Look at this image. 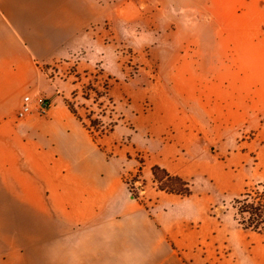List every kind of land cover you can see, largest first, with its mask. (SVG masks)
<instances>
[{
	"label": "rangeland",
	"instance_id": "1",
	"mask_svg": "<svg viewBox=\"0 0 264 264\" xmlns=\"http://www.w3.org/2000/svg\"><path fill=\"white\" fill-rule=\"evenodd\" d=\"M93 1L84 2L80 17L59 8L61 18L66 15L57 24L60 49L48 45L44 55L41 42L34 46L41 78L34 94L70 103L110 166L116 164L114 173H122L113 188L101 178L106 170L89 173L94 183L80 191L99 188L101 196L124 186L129 200L150 209L187 258L220 264L218 256L234 254L247 240L264 241V229L244 226L253 215L240 212L264 204V113L252 114L250 77L237 68L235 56L220 55L217 39L206 38L217 27L204 23L202 10L185 0ZM126 1L137 8L131 18L122 17ZM185 33L188 39L181 37ZM37 116L33 111L15 121L29 119L32 131L23 139L42 142L32 135L43 130L47 142L62 146L68 170L86 174L74 140L58 137ZM27 202H5L20 212V225L0 227V264H97L86 234L90 221L78 222L84 214L68 207L61 216L38 207L30 212Z\"/></svg>",
	"mask_w": 264,
	"mask_h": 264
},
{
	"label": "crops",
	"instance_id": "2",
	"mask_svg": "<svg viewBox=\"0 0 264 264\" xmlns=\"http://www.w3.org/2000/svg\"><path fill=\"white\" fill-rule=\"evenodd\" d=\"M84 2L96 1L0 0V200L9 206L17 204L19 200H27L30 203L27 202L25 207L30 212L38 207L48 215L55 212L61 216L67 207L69 210L76 209V215L84 214L85 220L78 222L90 221L86 234L89 231L95 247V253L91 254L92 263L210 264L211 261L207 262L206 257L197 260L180 254L150 209L138 204L136 199L129 200L124 186L119 184L115 192L108 190L101 196L99 192L104 190L99 188L95 191L88 188L80 191L84 185L94 183L89 173L99 175V172L106 170V177L101 178H107L112 188L122 173L118 167L117 172L120 174L114 173L116 164L111 162L110 166L105 154L90 139V129L68 109L60 97L52 100L55 105L48 113H38L39 116L35 118L43 119L41 123L50 122L58 137L68 135L74 140L73 149L79 154L77 160L85 166L86 174L77 175L72 169L68 170L70 164L66 163L62 146L47 142L43 130L36 129L32 135L42 139V142L22 137L32 130L28 118L15 122L19 120L16 112L25 95H35L36 81L40 83L41 80L35 72V40L42 43V48L44 46V55L48 45L60 49L63 42H60L57 24L61 19L64 22L66 15L61 18L59 8L64 6L69 11L72 9L80 17ZM156 2L164 5L167 0ZM185 2L202 10L204 23L217 27L212 36L206 31V38L217 39L220 55L230 52L235 56L237 68L250 77L252 114L264 113V0ZM39 7L42 9H37ZM121 9L124 18H131L137 11L130 1L122 3ZM27 24L26 31H22ZM40 27L41 36L36 35ZM174 32L178 33V29ZM188 34L181 37L188 39ZM44 97L51 99L49 96ZM244 110L249 111V106ZM77 122L81 123L89 137L79 132ZM77 135L82 140H78ZM36 186L38 189H35ZM85 193L90 194L85 196ZM70 202H73L74 207ZM7 204H0V223L6 224L0 227L18 230L20 212L9 208ZM24 215L29 218L21 212V216ZM81 232L77 231L74 239L85 233ZM217 259L220 264H264V241L247 240L246 244L235 249L234 254H223Z\"/></svg>",
	"mask_w": 264,
	"mask_h": 264
},
{
	"label": "built area",
	"instance_id": "3",
	"mask_svg": "<svg viewBox=\"0 0 264 264\" xmlns=\"http://www.w3.org/2000/svg\"><path fill=\"white\" fill-rule=\"evenodd\" d=\"M52 102L40 95H25L20 103V106L16 112V118L22 119L28 114L36 111L39 114L48 113L52 106Z\"/></svg>",
	"mask_w": 264,
	"mask_h": 264
},
{
	"label": "trees",
	"instance_id": "4",
	"mask_svg": "<svg viewBox=\"0 0 264 264\" xmlns=\"http://www.w3.org/2000/svg\"><path fill=\"white\" fill-rule=\"evenodd\" d=\"M66 105L73 114L77 115V112L72 108L70 103L66 102ZM95 123L96 122H94V124ZM240 212L253 215L252 218H249V220L245 221L247 222V225L246 224L244 225L245 227H249L253 229H264V204L261 203L259 204L257 203L256 205L249 204L246 205L244 209L243 208L240 209Z\"/></svg>",
	"mask_w": 264,
	"mask_h": 264
},
{
	"label": "water",
	"instance_id": "5",
	"mask_svg": "<svg viewBox=\"0 0 264 264\" xmlns=\"http://www.w3.org/2000/svg\"><path fill=\"white\" fill-rule=\"evenodd\" d=\"M133 197V196H132ZM134 198V197H133Z\"/></svg>",
	"mask_w": 264,
	"mask_h": 264
}]
</instances>
